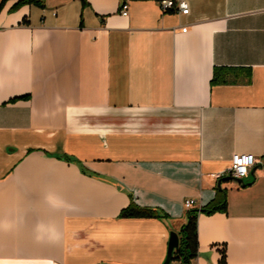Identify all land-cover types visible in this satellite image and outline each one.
<instances>
[{"label": "crops", "instance_id": "obj_1", "mask_svg": "<svg viewBox=\"0 0 264 264\" xmlns=\"http://www.w3.org/2000/svg\"><path fill=\"white\" fill-rule=\"evenodd\" d=\"M0 10V264H264V0H45ZM185 28V30H183ZM215 66L247 67L214 84ZM252 153L244 184L228 178ZM222 172L219 181L215 174ZM131 201L163 217H119ZM221 249L224 260L221 261ZM167 264H178L171 260Z\"/></svg>", "mask_w": 264, "mask_h": 264}, {"label": "trees", "instance_id": "obj_2", "mask_svg": "<svg viewBox=\"0 0 264 264\" xmlns=\"http://www.w3.org/2000/svg\"><path fill=\"white\" fill-rule=\"evenodd\" d=\"M7 0H0V10ZM83 2H85L83 0ZM22 5H35L44 7L45 0H15L10 10H15ZM251 80V70L247 67H225L215 66L213 68L211 85L214 84H246ZM261 166L264 173V154L262 155ZM226 208L225 188L217 186L213 200L200 207H192L186 210V220L180 226L178 234V244L173 249L167 263L171 260H177L178 264H192L193 259L198 253L197 239V217L199 213L211 214L216 211H223ZM119 217H163L156 209L139 206L131 201L122 208L118 214ZM221 261L224 260V250L221 249Z\"/></svg>", "mask_w": 264, "mask_h": 264}, {"label": "built area", "instance_id": "obj_3", "mask_svg": "<svg viewBox=\"0 0 264 264\" xmlns=\"http://www.w3.org/2000/svg\"><path fill=\"white\" fill-rule=\"evenodd\" d=\"M158 5L163 13L171 12L178 14H187L189 11L186 0H157ZM120 13L127 15V5L123 0L120 6ZM185 30V28H183ZM255 164V156L252 153L235 152L231 156L230 166L226 170V174L235 178H242L248 176L250 169ZM222 177V172L215 174V178L219 181ZM196 204V200L189 198L184 201V206L187 209L192 208Z\"/></svg>", "mask_w": 264, "mask_h": 264}, {"label": "water", "instance_id": "obj_4", "mask_svg": "<svg viewBox=\"0 0 264 264\" xmlns=\"http://www.w3.org/2000/svg\"><path fill=\"white\" fill-rule=\"evenodd\" d=\"M253 167L250 169V173L253 172V170H254ZM228 178H232L234 181L240 183L241 185L244 184V182H243L244 179H242V178H235V177H231V176H228ZM217 186H220L219 182L217 183ZM177 244H178V234H177V232L171 231L170 237H169V242H168L167 255H166V258H165L163 264H167L169 256L172 254L173 249L177 246Z\"/></svg>", "mask_w": 264, "mask_h": 264}]
</instances>
